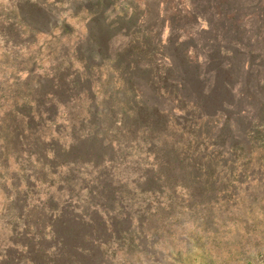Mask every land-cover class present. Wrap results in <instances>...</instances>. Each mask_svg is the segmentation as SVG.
<instances>
[{"label":"rangeland","instance_id":"rangeland-1","mask_svg":"<svg viewBox=\"0 0 264 264\" xmlns=\"http://www.w3.org/2000/svg\"><path fill=\"white\" fill-rule=\"evenodd\" d=\"M41 1L44 0H0V15L13 3L26 13L32 11L33 5L43 4ZM249 1L252 0H232L236 15L229 21L230 33L235 32L234 38L240 41L254 39L255 35L254 27L237 30L256 19H252L248 7L256 9L259 4L254 3L258 0H253L254 5ZM40 7L52 12L55 26L51 32L32 35L28 25L21 24L23 38L16 33L9 35L12 41L13 37L23 41L21 46H6L5 32H0V176L8 185L9 181L21 185L22 197L28 198L23 211L38 215L48 204L59 210L73 206L79 212L90 209L94 220L99 221L107 219L113 208L122 215L118 217L121 225L136 227L133 235L104 236L100 252L111 264H264V59L257 53L249 61L237 55L240 69L236 72L231 59L241 48L233 44L210 48L206 43L202 51L194 39L196 24L207 27V20L217 17L211 10L195 23L188 0H89L84 4L80 0H50L47 7ZM193 7L196 10L195 3ZM100 8L103 12L98 15L96 29H103L100 20L107 19V39L117 33L110 41V67L102 73V79L100 72L88 73L78 52L88 44L84 40H89L90 13ZM9 24L6 31L12 26L10 20ZM261 42L263 47L258 49L264 48V40ZM78 71L91 79L86 85H92L93 92L87 94L80 87L68 92L80 75ZM163 72L171 82L168 86L160 81ZM238 75L241 82L247 80L244 89H240ZM129 78L144 81L152 89L144 84H139L145 86L140 89L132 88ZM179 82L186 84L185 91ZM79 91L82 93L75 98ZM30 125L33 129L44 128L49 162L47 173L41 174L46 185L26 188L21 175H33L30 171L34 166L23 156L16 160L6 155L4 139H12L18 129L28 131ZM144 125L153 129L145 134L138 132L136 127L142 129ZM123 128L137 134L127 136L119 131ZM190 132H198L199 141ZM135 136L140 138L145 154L147 149L153 154L155 146L162 154L168 153L167 146L187 144L193 138L204 150L219 154L222 175L228 170L235 178L222 183L213 202L196 207L184 200V206L174 212L164 210L163 216H155L149 228L144 229L145 206L155 210L158 207L156 202H146L147 197H142L139 190L149 177L146 169L152 154H146L149 161H145L136 150L134 157L141 162L136 159L134 163L138 165L127 166L124 149L118 150L116 144L109 146L111 141L131 143ZM39 138L35 134L25 137L28 143ZM87 140L92 141L86 143ZM78 143L95 146L105 154L99 169L68 165L73 158L65 157L62 150ZM97 174L101 179L95 182ZM2 179L0 242L7 247L12 239L8 223L20 212L9 209ZM103 187L105 190H99ZM50 197L51 202L47 201ZM97 207L99 215L94 211ZM127 213H132L133 222L126 220ZM54 218V214L49 215L50 222ZM110 218L113 219L111 215ZM115 223L114 220L111 225L116 227Z\"/></svg>","mask_w":264,"mask_h":264},{"label":"trees","instance_id":"trees-1","mask_svg":"<svg viewBox=\"0 0 264 264\" xmlns=\"http://www.w3.org/2000/svg\"><path fill=\"white\" fill-rule=\"evenodd\" d=\"M14 1L20 2L21 0ZM49 1L50 0L41 1L43 2L41 5L47 7ZM88 1L89 0H80V3L84 4L88 3ZM188 1L190 7H192L190 17L195 23L200 22V17L205 18L206 12L208 13L207 15H209L211 10L214 11L213 14L217 17V19H214V17H210V20L206 19L207 27H202L196 24L197 28L194 39L196 40V45L202 51H204L206 43L208 44L207 47L210 48L218 45L232 44L233 46L241 48L239 53L233 55L231 59L232 66L236 72L240 69L236 62L239 55H241L239 58L245 57L246 60L249 61L251 56L254 53H257L261 56L260 58L264 59V48L258 49L259 47H263L261 41L264 40V0H258L254 3L256 5L259 4L256 9L248 7L251 14L250 16H252V19H256H253V23H250L247 27H237V30H246L254 27L253 33L255 35L254 39L244 38L241 41L234 38L235 32L230 33L232 30L230 25L232 24H230L229 21L233 20L236 15V7L232 4V0ZM151 2L152 0H148V3ZM249 2L252 4L253 0ZM193 3L196 5V10L193 7ZM15 5L16 8L13 3L9 7L10 9H5L0 15V32H5L4 40L6 46L10 44L21 46L24 43L23 41H18L16 38L14 39V37L12 41L9 37L10 34L16 33L18 38H23V35L19 32L21 24H27L28 28L32 30V35H34V33L51 32L53 26H55L52 25V12L40 7L41 5H33L32 11L26 13L24 10L21 13L17 4ZM28 5L31 6V4ZM225 5H229L230 7L224 8ZM247 6H249V4H247ZM35 9L38 12L35 13ZM40 9H44L45 11ZM147 9L149 10L150 7L147 6ZM101 11L102 9L100 8L99 12L92 11V13H90L91 17L87 29V37L89 40H84L88 44L86 47L83 46L79 48L78 51L80 53L79 60L88 67V73L90 74L95 71L100 72V79H102V73L110 67L107 65L108 54L110 55V41L117 37V33H114L109 40L107 39L110 33V30H108L109 28L106 27L108 25L107 19H104V21L100 20L103 29H96V25L99 23L98 15H100ZM248 15L247 17H249ZM247 17L244 19L246 20ZM257 19L260 20L259 23ZM9 20L10 23L12 22V26L6 31L5 27L10 25ZM242 23L243 22L239 24ZM236 25L238 24L236 23ZM60 26H63V23L60 24ZM187 33L188 32H186V34ZM31 39L33 40L32 44H35L36 41L34 38L32 37ZM143 51H146V48ZM138 64L139 63L133 66V71L137 70ZM174 66L176 65L174 64ZM70 69L71 68L69 67V70ZM78 73L80 75L76 74L78 77L74 79L73 85L72 87L70 86L71 88L68 92L70 91L73 93L74 88L76 87H80V89L82 88L84 91L86 90L85 92L87 94L93 92V86L86 85V82H89L91 79L81 75L79 71ZM131 75L134 76V74ZM237 79L239 81L240 89H244L247 85V80L245 79L244 83L241 82V77L239 75ZM137 80L138 79L129 78L132 88L140 89L145 86L150 87L144 81L141 83L138 80V83H136ZM160 81L163 86H168L171 83L167 73H165L164 76H161ZM69 83L70 82H68L66 86H69ZM179 83V87L185 91L187 88L186 84L183 82ZM139 84H144L145 86ZM150 88L152 89V87ZM80 93L82 92H77V94H74V97L76 98V95ZM67 94L69 95V93ZM12 101L14 102V105L17 104L15 99H12ZM29 127L28 131L26 129H18V134H15L12 139H4L5 144L7 143V147H4L5 153L8 156L15 157L16 160H19L21 156H23L28 162L33 164L34 169L33 171H30L33 175H27L25 173L21 175V182L23 181L26 188L27 186L38 184L45 186L46 181L41 174L42 172H45V174L47 173L45 168H47L49 162V157L47 155L49 148L47 144L45 146L46 138H44L42 134L44 128L39 129L40 127L36 126L34 127L35 129H33L31 125ZM136 129L138 132L140 130L144 133L153 128L151 125H144L142 126V129L140 127H136ZM119 131L125 133L127 136L137 134V132L132 129L124 130L123 128L119 129ZM33 134L40 138L32 143H28L25 139L26 135L31 136ZM189 134L190 136L194 135V138H196L195 140L199 141L198 132H190ZM195 140L192 138L187 144L178 142L172 146H167L169 151L168 153L164 152L163 154L162 150H157V146H155L156 149L154 147L155 151L153 154L151 153L152 151L147 149L146 154L148 156H151L152 154L153 159L150 165H147L146 171L149 173V177L145 180V186L139 187V190L142 197H147L145 200L146 202L152 204L156 202L158 207L155 210L145 206L147 208L146 217H143L142 219L144 222L142 227L144 229L149 228L150 221L154 219L155 216H163L164 210L174 212L179 206H184V204H186L184 200H186L187 203H193L196 207H200V205L205 202H213L221 192L222 183L225 182V180L230 181L235 178L234 173L231 174V171L227 172L228 170L222 175V167H219L218 165L219 154H213L204 150L202 146L194 143ZM91 141L92 140H87L85 142L88 143ZM120 141H115L116 143L111 141L109 146L111 147L116 144L118 150L124 149L123 152L128 154V160L126 159L127 166H130L131 164L138 165L134 163V160L136 159L139 161L138 158L134 157L136 150L139 151V158L144 156L145 161H149L147 155L143 153L139 137H133L130 141L131 143H120ZM161 147L164 148V145ZM21 152L23 153L22 155H20ZM62 152L65 157L73 158V161H67L68 165L82 164L86 167L96 166L99 169L106 158L105 154L100 153L95 146H86L79 143L69 150H62ZM3 156H5L4 153ZM99 175L100 174H97L93 177L95 182H98L101 179ZM0 179H2L1 176ZM5 180L6 179L1 180V187L6 189L5 192L9 199L8 207L10 210L20 213L19 216L18 214H15L16 219L8 223V227L10 226L12 230V239L9 241L7 247H3L0 242V264H111V260L105 257L103 252H100L102 248H104V236L106 234H112L125 237L134 234V227L136 226L133 224L127 226L121 225L118 217H121L122 215L114 212L113 208H111L112 211H109V214L107 213V219L102 217L99 221L94 220V216L90 209L83 208L82 211L79 212L73 206L59 210L48 204L47 209L43 207L41 214L38 215H36V213L23 211L27 209V206H25L24 203L27 202L28 198L27 196L25 197V195L22 197V190L20 189L21 185L13 184L10 181L9 183L11 185H8ZM32 180H35L36 182H32ZM95 182L92 184H96ZM99 190H105V188L103 187ZM106 193H108V191ZM106 193L105 195H107ZM110 197L111 196L109 195L105 199L109 200ZM51 199L52 197L47 201L51 202ZM118 200L122 201L121 198ZM120 203L121 202H119V204ZM99 208L100 207L94 208V211L98 213ZM125 209L126 208L124 207V210ZM46 210L49 212L48 216L45 215V212L47 213ZM51 214L55 215L53 222L49 221V215ZM131 214L132 213H127L128 216L126 220L133 222L134 218ZM110 215L113 219L110 218ZM205 218L207 219V217ZM23 220L26 221V224H23ZM114 220L116 221V227L111 225ZM45 229L48 230V233L44 231ZM149 231L151 230L149 229Z\"/></svg>","mask_w":264,"mask_h":264}]
</instances>
